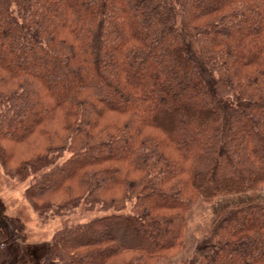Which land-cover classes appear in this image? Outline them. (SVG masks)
Returning <instances> with one entry per match:
<instances>
[{
  "label": "trees",
  "instance_id": "1",
  "mask_svg": "<svg viewBox=\"0 0 264 264\" xmlns=\"http://www.w3.org/2000/svg\"><path fill=\"white\" fill-rule=\"evenodd\" d=\"M0 164L54 264H264V0H0ZM91 233V234H90ZM6 234L0 226V240Z\"/></svg>",
  "mask_w": 264,
  "mask_h": 264
},
{
  "label": "rangeland",
  "instance_id": "2",
  "mask_svg": "<svg viewBox=\"0 0 264 264\" xmlns=\"http://www.w3.org/2000/svg\"><path fill=\"white\" fill-rule=\"evenodd\" d=\"M29 180L12 178L0 164V264H54L47 258L51 237L59 228L85 222L95 213L79 207L67 216L38 215L24 197ZM264 199V187L257 192L218 196L211 201L198 199L188 210L184 234V253L190 251L220 210L247 201ZM91 234V233H90Z\"/></svg>",
  "mask_w": 264,
  "mask_h": 264
}]
</instances>
